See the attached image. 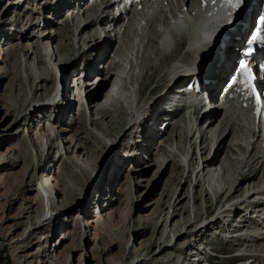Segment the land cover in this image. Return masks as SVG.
<instances>
[{
	"label": "rangeland",
	"instance_id": "rangeland-1",
	"mask_svg": "<svg viewBox=\"0 0 264 264\" xmlns=\"http://www.w3.org/2000/svg\"><path fill=\"white\" fill-rule=\"evenodd\" d=\"M20 1L21 0H0V59H7L6 66H8L6 67L8 70L7 74H0V135L5 136L3 140L0 138V153L2 152L1 154L6 155L8 148L12 150L17 149L16 155L18 154L21 157V162L12 170L7 168L0 169V178L2 176L8 177L12 174L15 176L11 179L7 178L6 188L8 189L10 196L8 197L2 213H0V216L4 217L3 222H0V264H15L17 258L29 253H35L32 257L33 259H30L33 264H63V262H60L61 260L56 263L52 261L43 263V255L48 251L53 250L54 253L60 254L61 257L69 254L66 264H115V262L120 259L121 253L123 256L120 263L126 262L129 264H135L141 259L146 263L149 262L151 257H154V254H151L150 251L155 250L154 253H157V246L165 239L168 242H164L163 246L166 247L165 245H168L169 248L166 249L169 250L171 256H166L165 252H162L160 257H158L152 264H182L183 261L184 264L238 263H232L233 259H230V256L233 255L237 249V243L233 241L236 240V238L233 237L231 242H227L230 238L229 237L226 239L225 243L223 238L217 234L219 232L210 231L213 228L211 227V223V226L207 228V226L210 225L207 224L208 221L213 220L211 218V215L214 213L213 208L206 212L203 210L200 211L201 215L196 219H194L191 214V220L189 223L186 222L189 211L191 210L192 213L198 209H204V207L209 205L210 197L202 195L201 200L192 202L193 197H199L201 194V188L196 187V189L193 190L195 187L194 181H192V185L188 188L189 179L187 180V177L189 174L187 169L182 178L183 168L177 162L182 159L181 155L183 154L181 153L183 152L184 147L187 146L184 138L181 140L183 147L180 144L181 148L180 151L177 152L174 162L169 159L160 170L157 165H155L156 161L160 159V156L167 157V153L161 146L164 145L163 143L169 138L174 130V125L179 122V119L182 118L183 115H177L171 122V126H169V119H167L166 122L168 126L162 132H159L160 127L157 126L161 125L164 121L154 122L153 125L154 127H157L158 130L154 133L160 134V136L157 135L159 145L152 146L153 141L150 137L151 134L143 131L142 138H148V140H146L147 144L143 147V150H139L141 155L139 154L134 158H126V161V159L119 154L120 152L124 153V149L122 150V143H124L129 137L131 138L132 134L136 132V129H134V126L131 129L133 132L130 130L127 131L129 125L132 124V115L129 116L130 113L125 112L124 107L122 110L123 117L117 115L118 118L112 123H110L111 120L106 121V123L98 121L99 126L96 127L93 123L98 119L95 118V115L98 113L97 109L101 107V101L99 100L95 102V104L89 105L88 98L90 97V94H86V92L93 90L91 88L88 90L87 88L89 85L93 87L91 79L85 77L87 85H85L84 88L86 97V99L83 100L84 104L80 97L77 96L67 99L66 103L58 105L60 108L56 109L53 106H50L51 104L49 105V103H47L48 97L53 96L51 94L53 81L47 83L46 90H35L37 81L34 82L33 79L37 72L45 73L52 78L51 80H54L55 76L53 73L51 75L47 70L45 61L43 60L44 62H41V59L36 58L34 62L35 65H32L31 61L34 56L30 55V58H26L27 61H30V65L27 63L26 65L20 63L21 47H25L26 44L34 45L37 40L38 32H43V30L54 36L51 45L52 48H49L50 52L52 53V49H55L56 52V48L58 47V56H60L59 58L61 59V62H66V59H64L66 57L67 61H70L72 58L71 52L74 50L72 48V35L74 34L75 28L78 27L80 19L73 16L72 18L71 16L69 17V10H67V14L65 13V10L63 9L66 8L65 3L67 0H60V2L64 1V4L58 3L59 6H50L47 4L41 7L38 6L39 9H44L43 14H41V11H38V8H36V1ZM75 1L77 0H69L68 2ZM83 3L85 4V7L82 5ZM83 3L81 4V6H83L81 7V10H84L85 12L90 6L91 1L85 2L84 0ZM47 10L51 12H48ZM40 14L42 18H40L41 16L39 17ZM82 14L84 15V13ZM67 17H69V19H67ZM63 23L67 24V29L65 28V30L68 39L70 38L71 33H73L69 39L71 47L69 46V43L66 42L67 38L62 37L63 29L61 25ZM2 26H4L6 31L2 30ZM18 30H22V33L18 34ZM14 31L17 32L15 35L16 37L14 36ZM95 31L93 32L92 30V33H95ZM25 33H30L34 37L26 42L24 41L26 36ZM88 34L90 33L88 32ZM11 36H14L15 38L11 39ZM94 38L98 37L95 36ZM111 38L113 39V36ZM106 39H109L107 35ZM75 40L77 41L76 38L74 41ZM103 40H105V36L101 42ZM85 41H87V39H85ZM128 42L129 40H125L124 43L129 45L130 42ZM118 46L119 45L114 42V45L112 44L110 49V54H113L116 48V51H118ZM100 48L103 49L104 46L101 45ZM124 48L127 49L128 47ZM126 49L123 52L126 53ZM11 50L13 56L6 57L8 54H12ZM98 51H95L93 55L94 57L91 59L92 63H98ZM24 52L25 51H23V53ZM92 53L90 54L92 55ZM59 58H57L56 63H58ZM110 59L111 57L108 58L107 63H104L103 66L99 63L96 64V68H91V62H88L86 66L89 69V72L86 71L85 76H89L87 74H94L96 69H99V76H101V78L96 82L93 91L102 95H105L104 93L107 88H111L116 83L115 76L112 77V79H109L108 84L104 85L107 75V71L104 70V67L106 65L107 69ZM54 60L55 58L53 57V61ZM123 60L125 61L126 58H121V64L124 62ZM23 61H25V58L22 62ZM71 65L72 64L69 63L67 64L68 67ZM122 67H124V64H122ZM2 68H4V66L0 62V69ZM139 73V71H137V73L135 72L136 77ZM146 77H148V74ZM156 85L157 84L152 81L146 86L143 103L141 105L142 109L140 115L142 117L145 114H149L152 107L156 105L157 99L158 101L162 100L159 93L160 91L156 93V95L158 94L156 98H149L150 89H153ZM72 99L74 101H72ZM63 100H65V98ZM69 100H71L70 105H68ZM37 102H40L41 105L43 104L42 102H44L43 105L47 110L45 115L38 113L40 109L36 108ZM148 102L149 105L147 107H149V109L144 107V104H147ZM106 103L105 100V102L102 103V106ZM28 107L27 119L16 125L14 119L21 113V111L24 112L22 114L23 116ZM12 109L14 110L12 118L6 121L4 119L6 111ZM86 112H88V114ZM110 113L112 114L113 110H111ZM243 114L245 113L243 112ZM86 115L89 117L88 121L86 120ZM220 117L221 116H219L218 119H220ZM101 118L102 117L99 119L101 120ZM113 128L114 131L112 132ZM48 131L60 132L64 142L63 155L59 156L58 154L54 157L53 163L51 164L52 175L50 176H53V180H58L60 177L62 181L60 184L63 195H60V199L58 196V201H63L65 205L67 204L69 206V211H66L62 217V221L65 222L66 226L62 227L61 221L52 217L53 220L48 228L45 227L43 229H38L32 233L31 228L27 229L22 238H26L28 233H31L29 239L16 253H13L12 247L8 243V236H6L8 233H6V228L15 225L14 221L10 220V217L12 214H16L21 201V195L34 198L37 205L41 200L44 192L40 189L38 190L39 171L43 169L42 167L47 161L46 153L48 147L44 148L45 151L42 159L40 158V155L44 144L47 142V140H44V137L48 134ZM242 134L240 133L241 138H245V134ZM183 135L185 136V134ZM233 136L234 135H230V137L223 140V142H221L222 144L219 146L218 144H215L216 147H214L212 153L213 156L210 158H216L219 166H221L222 162L228 157V147ZM222 139L225 138L223 137ZM4 140L6 141L2 142ZM78 140L80 142H77ZM69 141H73V143L75 142L74 145L78 144L76 148H74L75 146L69 143ZM176 142L179 143V139H176ZM142 144H144V142L141 143V145ZM177 145L179 146V144ZM206 146L207 145H205V147ZM81 147H84V150L81 151ZM205 147L201 146L200 149H204ZM69 148L71 149V153L68 154V157L71 159H75L73 154L75 152L78 153L79 149L80 155L85 156L86 154L85 157L80 156L81 158L79 160L80 162H78V166H75L73 160L67 158L66 151ZM240 151L237 153V156L234 155V158L241 156ZM204 152L202 151V155H204ZM49 153L52 156V151ZM207 155H209V153ZM76 156L79 155L77 154ZM131 160L134 161L130 163ZM193 160L194 163L199 162L201 166V160L196 161L194 156ZM8 161V163H10V160ZM85 162L88 164H84ZM25 164L28 167L26 172ZM129 164L134 165L130 166ZM236 166H238V170L240 169L239 172L243 168V165H238L237 160L232 163L230 162L227 165L230 171L236 169ZM220 173L218 172L216 174L217 176L214 175L215 186H213V184H211V186L226 190L228 187L226 186L225 176L222 175L223 172ZM243 173H251V178L248 180L250 183L245 184L242 182V188L238 194H241L244 190H249L252 184L255 185L259 181L263 169L262 167L259 168V166L253 167V169L250 167L245 169ZM230 174H232V172H230ZM31 176H34V180L29 182L28 178ZM208 178L207 181L210 180V177ZM179 181L181 182L179 183ZM237 181H240V179ZM175 186H178V188H176L177 190L175 189L176 191L174 190ZM251 193H253V191L246 193L244 197ZM13 194H16L14 199L12 198ZM235 195H237V192ZM178 196L189 197L191 203V206H188L185 209L184 206L188 203V199L185 198L182 205L176 207L178 216L175 220H180L179 227L182 226L183 228L173 234L170 232L168 226L170 223L168 222L166 225L168 229L164 230L162 237L158 241L157 238L165 224L166 215L167 213L168 215H171L173 204L176 202ZM172 197L173 199L171 201ZM223 200L224 197L222 201ZM177 203L178 201L174 206ZM37 205L34 207L36 208V214L39 215L40 213L41 215L43 207H40L39 210ZM182 206L183 208L181 209ZM192 206L195 208L193 209ZM44 208L47 213L48 208L46 206H44ZM235 210L236 212H243L244 209L242 207L240 209H234V211ZM145 218L148 219L145 220ZM18 219L19 220L16 221H20L18 228L16 225L13 226L11 230V232H14L15 234H20L27 226L25 217ZM226 219H229L227 221L232 223L235 222V219L232 221L233 219H231L230 216H227ZM96 222L100 223L99 226L98 224H95ZM87 223H89L90 228L87 226V228L85 227ZM220 225H222V223ZM95 227L99 230L98 234H95L94 232ZM186 229L190 231L188 235L179 238L184 235ZM198 230L202 231L197 233ZM190 235L192 240L189 239ZM199 235L204 236V240L209 242L208 246L211 249V252L206 255V252L203 251L199 256L200 262H197L198 256H196V254L188 255L187 252L183 254L182 251L195 250L193 246H200V244L204 246V243L198 237ZM127 238H129V241L126 242ZM148 238H150L149 243H145L142 254L138 253L136 254L137 256H135V254H133V249H140V243ZM172 240H174L173 245L170 244ZM188 244L191 245L183 249V247ZM254 245L255 248L261 246L257 243ZM146 253L148 256H146ZM257 254L256 260L261 257V255L264 257V254L261 252H258ZM177 255L178 259L173 263L174 259L177 258ZM169 257L173 260L167 263ZM258 263L260 262H257V264Z\"/></svg>",
	"mask_w": 264,
	"mask_h": 264
},
{
	"label": "bare ground",
	"instance_id": "bare-ground-1",
	"mask_svg": "<svg viewBox=\"0 0 264 264\" xmlns=\"http://www.w3.org/2000/svg\"><path fill=\"white\" fill-rule=\"evenodd\" d=\"M68 1L69 0H67V2L65 3V7L69 10V17L70 16H71V18H72V16L75 18L77 17L78 19H80V22H78V23L84 22L83 26L80 27L78 24V27L75 28L74 34L72 35V38H73L72 41H74V39L76 38L77 39L76 45H77L79 39L81 38L80 36L82 34H87L86 38L89 40L86 42H83V45H87L88 43H94V46L90 50V53L93 52L92 54H94L95 51H98V49H99V51H98L99 57L97 58V62H99L104 57V54H106L107 50L111 49L112 44L114 42V39H117V44L119 45L118 46L119 50L116 51L117 48L114 50L113 56L111 57V59L108 62L107 69H106L107 75H106V79H105V83H104V85L108 84L109 79H112V77L116 76L115 85L112 86L111 88H107V90L104 93L105 95H102V94L97 93L96 91H93L95 89V86H93L91 88V86L89 85L87 87L88 90L90 88L93 90L92 91L90 90V92L87 91L86 94H88V93L90 94V97L88 98L89 105H93V104H95V102H97L99 100L101 101V103H100L101 107H99V109H97L98 113L95 115V118H98V119L100 117H102V118H101V120L96 119V121L93 123L94 125H96V127L99 126L98 121H103L104 123H106V121L111 120L110 123H112L113 121H115L118 118L117 115H119V117L120 116L123 117L124 115H123L122 110L125 108V112L130 113L129 116L132 115V118H131L132 124L129 125V128L127 131L131 130L134 127V121L136 119L135 116H137V114L140 115V113H141V109H142L141 105L143 103L144 92L146 90V86L148 84H150L152 81H153V83L157 84L156 86H154L153 89H150V91H149L150 92L149 98L150 99L152 97L156 98V96L158 95V94L156 95V93L158 91H160L161 88L163 87V85L166 81L165 79H168L170 74H172L173 72L178 73V69H176L177 65L179 67H182V60L186 59V55H187V51L189 50V47L193 44V42L195 44L198 43V37H199V33H200V24L202 23V20L204 19V17L206 15H208L212 9V4L210 3L209 0H205L204 3H199V7H196L195 5H193L191 3L189 12L192 14V19H188L186 17L179 16V15L175 16L176 14H174V15H171L172 16L171 19H173V20L167 21L166 16H165L167 14V12L162 9V8H165V7H163V5L169 6V8H171L174 5H176L179 0H146L147 7L143 6V5H145V3H144L145 0L142 2H134L130 7L129 13H127L124 10L123 12L118 13V15L113 20H111L113 23L119 24L117 28L109 30L107 32H104L102 29L100 30V32L104 33L103 37L105 36V40H103L102 42L101 41L99 42V41H97L98 38H94L98 32L93 30V32L95 31V33H92V29L94 28L93 19H94V16L96 14H98L101 16L98 24H104L106 22H111V21H107L106 15H103L105 10L107 8H110V5H105L106 1H100L99 2V0H98V3H97L95 0H90L91 4L85 10L84 16H83L80 11H81V4L84 2V0H77L75 2H68ZM58 3L64 4V1L60 2V0H58ZM58 3L55 2L54 5L59 6ZM82 5L84 6L85 4L83 3ZM138 5H141L142 8L145 10V13H146L145 17H142L140 20L138 19V13H137V6ZM101 6H103V7H101ZM149 8L155 9V15L151 14L150 17L147 15ZM195 8H198V9H195ZM116 9L118 10V8H116ZM255 9H256L255 1L249 2L246 6V10L244 12V16H243L242 20L244 22H247V19H246L247 13L253 14ZM38 11H41V14H43L44 9L43 8L39 9V7H38ZM123 13H125V15L127 17L126 19H125L124 15H122ZM69 17H67V19H69ZM159 17L163 18V22H162L163 32L169 34V35H167L169 37H176V40H177L176 44L171 43L169 38L165 39L166 36L163 34V32L159 33V32L155 31L159 28V27H157V28L155 27V26H157L156 24L160 22ZM138 21H139V23H138ZM142 22H143V24H141ZM61 26L63 29L62 37L66 38L67 33H66L65 28L67 27V24L63 23ZM121 27H122V30L120 32ZM154 28H156V29H154ZM171 29H173V30L171 31ZM2 30L6 31L4 29V26H2ZM135 30H136V33H135ZM175 30L178 31V34L175 33ZM88 32L90 34H88ZM16 33L17 32L14 31V36L16 35ZM25 34H26V36L24 38V41H26V42L29 41L32 37H34L30 33H25ZM106 35L108 36L109 39H106ZM133 35H134V37H133ZM14 36H11V39H14L16 37V36L15 37ZM112 36H113V39L111 38ZM21 37H19V38H21ZM53 37L54 36L52 34L46 32L45 30H43V32H41V31L38 32L37 40H36V43L34 45L26 44L25 47H21V49H20L21 50V52H20V56H21L20 63L24 64V65H26V63L29 64L30 61H27L26 58L28 59V58H30V55H33L34 57H33V60L31 61V64L35 65L34 62H35L36 58L41 59V62L45 61L47 70L51 73V75L53 73L55 76V72L57 71L58 67L63 68L62 70H65L64 65L66 62L65 61L63 63L61 62V59L59 58L60 56H58V53H59L58 49H57L58 47L56 48V52H55V49H52V53L49 50V48H52L51 45L53 43ZM78 37H80V38H78ZM132 37L135 38L134 41L131 40ZM154 39L156 41H158L160 44V48L158 50L154 49V47H155ZM125 40H127V41L131 40L130 44L129 45H127V43L125 44L124 43ZM225 40H227V39L221 38L217 44H220V43L224 42ZM230 40H232V37L229 38L228 41H226L224 48L219 49L216 52H213L211 57L208 58V61L205 63L204 68L202 69V72L206 75L207 80L217 81V83L220 81V76H219V74H217V70H219L222 66V63H221L222 58L225 57L228 53V47H229V43H230L229 41ZM101 45L104 46L103 49L100 48ZM124 47H128V48L126 49ZM170 47H172V48H170ZM125 49H126L127 54L122 53L118 57V55L122 51H124ZM184 49H186V50L184 51ZM23 51H25L26 54H25V52L23 53ZM11 52H12V50H11ZM11 56H13V52H12V54L11 53L8 54L6 57H11ZM114 56H117L118 61H120L121 58L122 59L126 58V60L125 61L123 60L124 62L122 63V64H124V67H122V64L120 67H118L120 70L117 68V65L114 62H112V58ZM53 57L55 58L54 61H53ZM24 58H25V61L22 62V60ZM57 58H59L58 63H56ZM0 60H1L0 61L1 64H3V66H4V68L0 69V74H4V73L7 74V72H8V70L6 69V67H8V66H6V63H7L6 60L7 59L6 60L0 59ZM88 62L92 63V60H90ZM88 62L86 63V66H87ZM92 64H94V63H92ZM114 66H115V69H117V71H115L116 73L112 72L114 70L113 69ZM88 70L89 69L86 67L85 72ZM118 70H119V73H118ZM137 71H139L140 73L136 77V75H134V73L135 72L137 73ZM147 74H148V77H146ZM87 75H89V76H84V81L82 82V84L85 82L84 84L87 85L85 79L89 78L92 74H87ZM72 77H76V76H72ZM51 79L52 78L49 75H46L45 73L37 72L35 74L34 79H33L34 82L37 81V85L35 87V90H37V91L46 90L47 83L49 81H54ZM54 79H55V77H54ZM210 84L212 85V83H210ZM95 85H96V83H95ZM76 89L78 91L80 90L78 88L77 84H76ZM84 92H85V89H84ZM235 93H238V92L234 90L232 92V95ZM150 95H152V96H150ZM209 95H211V94H209ZM239 95L240 94L238 93L236 95V97L233 96L230 100L225 102V104H227V107L225 105H223V107L225 106V108H227V113H225V114L223 113L222 116L219 115L221 112V109H220V107L222 106L221 104L216 105V108L210 109L209 111H204V109H202V110L201 109H197V110L195 109L192 111L189 110V113H187V114H184L183 110L181 108H178L176 106H172L171 104H169V107H172V109L169 112L162 114V116L164 118L166 116V121H167V119H169V126L172 125L171 122L173 121V119L178 114L183 115V117L179 119V122L176 125H174L173 132L171 133L169 138L163 143L164 145L161 146L163 148V150L167 153V157L166 156H160V159L158 161H156L155 165H157L158 169L160 170L163 167V165L166 163V161H168L169 159H171V161L174 162L175 158H176V154L178 151H180V148H181L180 147L181 140H182V138H184V141L186 142L187 146L184 145L185 146L184 150L181 153V154H183V155H181L182 159H180L179 162H177L183 168L182 178L184 177V174H185L186 169H187L188 174H189V176L187 177V180L189 179L188 188H190V186L192 185V181L195 182V187L193 188V190H195L196 187L201 188V191H200L201 194L199 195V197L198 196L193 197L192 202H196L198 200H201L202 195L210 197L209 198V205L207 207H204V209H198L196 211H193L192 213H191V210L189 211V215L187 217L186 222L189 223V221L191 220V214L193 215V218L196 219L201 215L200 211L203 210L204 212H206L211 208L214 209V211H213L214 213L211 215V218L213 220L208 221L207 224L211 223L212 226L210 224L207 226V228L210 226L214 228L216 225H217L216 227H221L220 218H221V220L227 221L229 219H226V217L230 216L231 219H233L232 221H234L236 216H239V214H242V220H241L242 222H241V224H239V226L237 224L227 225V226L231 227V230H229L225 233L228 238L230 237L227 240V242H231L233 236H236V235L244 236L245 237L244 240H239V242H237V240H238L237 238H236V240H233L235 243L237 242V244H236L237 249L235 252H237V253L242 252V253L250 254V257H247V259H245V260H250L253 258L254 261L251 264H255L257 262L256 261V258L258 255L257 253L261 252L264 254V228L262 227V228L256 229L258 225L257 226L255 225L250 229V227H246V225L248 224V222L252 223L251 219L248 217V215H249L248 210L250 209V207L256 208V211H257V208H259L262 211L263 204H264V133L262 132V121L264 119V114L261 117L258 124L250 125L248 123L246 117H245V114H243V112L245 110L243 105H247V100L245 98H242V100L240 102L235 100L236 98L239 97ZM53 97L54 96H49L47 99V103H50L52 101ZM59 99L64 101V103H66V101H67L66 98H65V100H63L64 98L63 99L59 98ZM68 99H70V98H68ZM85 99H86V97H85V93H84L83 100H85ZM162 99H163V97H162ZM105 100L107 103L103 104V106H102V103L105 102ZM70 101L71 100H69L68 105H70ZM161 101L162 100L158 101V99H157L156 104L160 103ZM170 102H171L170 100L165 99L164 103H162V105H166L167 103H170ZM210 102H212V104H215L216 100L213 98L212 100H209V103ZM42 103L44 104V102H42ZM36 104H37L36 105L37 107L36 106L35 107L40 109L38 111V113L45 115L47 110L44 107V105L43 104L41 105L40 102H37ZM57 105H55L53 107L55 108ZM148 105H149V102L147 104H144V107H147ZM147 108L149 109V107H147ZM27 110H29V107L25 110V114L23 116H22V114L24 113L23 111H21V113L18 114L17 117L15 116L16 118L14 119V122H16L15 123L16 125L20 124L21 121H24L27 119V116H28ZM111 110H113L112 114L110 113ZM13 113H14L13 109L6 111V115H5L4 119L6 121L9 120L10 118H12ZM86 113L88 114V112H86ZM218 115L221 116L220 119H218V117H219ZM153 116L156 117V120H154V122H159V121L162 122L165 120V119H163V117L158 118V116H156L155 114H153ZM88 118H89L88 115H86L87 121L89 120ZM207 120H209L207 128L209 129L211 127H214V129H212L213 130L212 133H207V132L203 131V129H204L203 124ZM119 126H120V124H119ZM113 131H114V128L112 129V132ZM240 133L245 134V138L244 137L241 138ZM183 134H185V136ZM157 135L160 136L159 133H154V137H157ZM230 135L231 136L234 135V136H233L231 142L229 143L228 157L224 160V162H222L221 166H219L217 164L216 158H214V159L208 158L207 159L206 155L208 153L210 154L211 150H209V151L207 150V152H206L205 148L200 149V147H201V145L204 146V144L207 143L208 137L209 136L212 137V139H214L213 140L214 145L218 144V146H219L222 144L221 142H223V140L228 139V137H230ZM152 136L153 135H150V137H152ZM107 137H109V136H107ZM123 137H124V135H123ZM123 137H121V138H123ZM223 137L225 139H222ZM0 138L3 140L5 138V136L0 135ZM176 139H179V143L176 142ZM44 140H47V142L43 146L40 158L42 159V157H43V154L45 151L44 148L48 147L47 153H46L47 161L44 163V165L42 167L43 169H41L39 171L40 176L38 179L39 180L38 190L39 189L42 190L44 192L43 193L44 196L42 194L41 200L38 202V205H37L36 200L34 198H30L28 196L21 195V197H20L21 201H20V204L17 208V212H16V214H12V216L10 217V220L14 221L15 225H12V226L6 228V233L8 232L6 236H8V243L11 245L13 253H16L24 245V243L27 242L30 234L33 231H36L38 229H43L45 227L48 228L49 225L51 224L52 220H53L52 217L61 221L62 227L66 226L65 222L62 221V219H63L62 217L66 213V211L67 212L69 211L68 210L69 206L67 204L65 205V203L63 201H61V202L58 201V196L60 199V195H63L62 194L63 191H62L61 184H60L62 181H61L60 177L58 180H53V176H50V175H52L51 164L53 163L54 157L58 154H59V156L63 155V152H64L63 144H64V142L62 140V136H61L60 132H56V131H48V134L45 135ZM146 140H148V138H146L144 140L145 145L147 144ZM5 141L6 140H4L2 142H5ZM77 142H80V141L78 140ZM69 143H71L73 146H75L74 148H76V146L78 145V144L74 145L75 142L73 143V141H69ZM175 143H176V145H175ZM134 144H136V143H134ZM177 144H179V146ZM207 144H209V143H207ZM181 146H182V144H181ZM133 147H136V145ZM139 149H140V147H139ZM82 150H84V147H81V151ZM240 150H242V151H240ZM50 151H52V156L49 153ZM202 151L203 152L205 151L204 155H202ZM213 151H214V147H213ZM239 151L241 152V156L239 155L240 157L234 158V155L237 156L238 155L237 153ZM16 152H17V149L12 150V149L8 148L6 155L1 154L2 152L0 153V169L7 168V169L12 170L15 166H17L21 162V157L18 154L16 155ZM66 152H67L66 153L67 158L70 160H73L75 162V166H78V162H80L79 160L81 158L80 156H83V155H80V149H79L78 153L75 152L76 154L75 153L73 154V156H75L74 157L75 159H71L68 157V154L71 153L70 148L67 149ZM184 152H185V154H184ZM212 153L210 154V157L213 156ZM77 154L79 156H76ZM194 154H196V155L199 154V155L194 156ZM85 156H86V154H85ZM85 156H83V157H85ZM193 156L195 157L196 161L201 160L200 161L201 166H200L199 162L194 163ZM238 159H239V161H238ZM8 160H10V163H8L9 162ZM236 160L238 162V165H243V168L240 172H239L240 169L238 170V166H236V169H233L231 171L227 167V165L230 162L232 163L233 161H236ZM84 164H88V163L85 162ZM233 166H235V165H233ZM257 166H259V168L262 167V169H263V173H262L259 181L255 185L252 184L251 188L249 190H246V191L244 190L241 194H238L241 191L242 182H244L245 184L250 183V182H248V180H250V178H251V173L245 174V173H243V171H245V169H248L250 167L253 169V167H257ZM27 169H28V167L25 164V172L27 171ZM229 171L232 172V174H230ZM218 172L219 173L223 172L222 175L225 176L226 186L228 187V189L223 190V189H218V188H214L211 186V184H213V186H215L214 185L215 184V180H214L215 176L214 175H216ZM13 177H15V176L12 174V175H9L8 177L2 176L0 178V213H2V210H3V208L6 205V202L8 200V197L10 196L8 189L6 188L7 178L11 179ZM208 177H210L209 181H207V179H209ZM28 179H29V182H31L34 180V176H31ZM238 179H240V181H237ZM180 182L181 181H179V183ZM252 186H253V188H252ZM176 188H178V186H175L174 190ZM252 191H253V193L244 197V195L246 193H249ZM236 192H237V195H235ZM190 193H191V191H190ZM15 195L16 194H13V197H12L13 199H14ZM174 195H175V193H174ZM174 195H173V197H174ZM173 197L171 198V201H172ZM223 197H224V200L222 201ZM185 198L188 199V203H187V205L184 206V208L186 209V207L191 206L189 197H185V196L184 197H182V196L177 197L176 202L178 201V203L175 206H174V204L176 202L173 204V208H172L173 211H172L171 215H168V213H167L165 224H164L162 230L160 231L159 237L157 238L158 241L162 237L164 230L168 229L166 226L168 222L171 224V225L169 224L168 226H169L170 232H172L173 234L178 232L179 229L183 228L182 226L179 227L180 220L179 221L175 220V218L178 216L176 207L182 205V202L185 200ZM257 199H259L260 201H256ZM261 201L263 202V204ZM40 204H42V205H40ZM35 205H37L39 207V210H40V207H43L41 215H40V213H39V215L36 214L37 213L36 208H34ZM44 206H46L48 208L47 213L45 212ZM225 207H226V209H225ZM232 207H239V208L243 207L244 210H243V212H236V210L234 211V209L233 210L231 209ZM182 208H183V206L181 207V209ZM192 208L194 209L195 207L192 206ZM23 217H25L26 221H27V226L24 229V231L21 232L20 234H15L14 232H11L13 226L17 225V228H18L19 223H20V221L16 222L19 220L18 218H23ZM146 219H148V218H145V220ZM3 220H4V217L0 216V222H3ZM95 224H98V226H99L100 223L96 222ZM207 224H205V225H207ZM86 226L90 228L89 223H87V225H85V227ZM30 228L32 230L31 233H28L26 238L23 239L22 237H23L25 231H27V229H30ZM257 230H259V233H256ZM200 231H202V230H198L197 233H199ZM94 232H95V234L96 233L98 234V232H99L98 228L95 227ZM189 232L190 231H188V229H186L184 231V235L180 236L179 238L186 237ZM221 234L223 235L224 233H221ZM253 235L260 236V238H256V236H253ZM199 236L201 237L200 239L203 242L205 237L201 236V235H199ZM223 237H225V235ZM149 240H150V238L143 240L144 242L140 243V247H139L140 249H135V248L133 249V254H135V256H137L136 254H138V253L142 254L143 247H144L145 243L146 244L149 243ZM127 241H129V238H127L126 242ZM164 242H168V241H166V239H165L161 242V244H159L157 246V248H156V250H158L157 253H154L155 250L150 251L151 254H154V257H151V259H149V262L145 263L141 259L135 264H152L158 257H160V254L162 252H165L166 256L167 255L171 256V254L169 253V250L166 249V248H169L168 245H165L166 247L163 246ZM254 242H256L258 245H261V246L260 247L257 246L255 248L254 244H256V243H254ZM161 247H162V249H161ZM171 247H173V246H171ZM193 247L195 248V250H193V251L198 252L197 248H199V247L198 246H193ZM186 252L188 255L196 254V253H192L190 251H186ZM200 254H201V252H200ZM33 255H35V253H29V254H25V256H20L19 258L16 259L15 264H33L32 260L30 261V259H33L32 258ZM43 256H44L43 257V259H44L43 263L49 262V261L56 263L59 260H61L60 262H63V264H66L67 260L69 258V254H66V255L61 257L60 254L54 253V250L48 251ZM122 256H123V254L121 253L120 259L117 262H115V264H118V263L119 264H129L126 262L120 263ZM146 256H148L147 253H146ZM196 256H198V254H196ZM261 257L264 258L262 255H261ZM195 258H197V257H195ZM22 260H23V262H22ZM172 260L173 259L169 257L167 260V263L172 261ZM258 262H261V261H258ZM182 264H184V261ZM243 264H246V262L244 261Z\"/></svg>",
	"mask_w": 264,
	"mask_h": 264
},
{
	"label": "snow or ice",
	"instance_id": "snow-or-ice-1",
	"mask_svg": "<svg viewBox=\"0 0 264 264\" xmlns=\"http://www.w3.org/2000/svg\"><path fill=\"white\" fill-rule=\"evenodd\" d=\"M212 3H215L216 0H211ZM225 3H227L230 7L234 9H238L241 6L242 0H224ZM260 24L264 25V16L260 17ZM252 42L258 43L264 48V36H261L259 33L252 36ZM246 56H252L253 55V49L248 48L246 52L244 53ZM238 69H239V78L232 77L229 87H231L234 84H241L243 87L250 92L253 96L256 97L257 104L261 103V97L258 94V86L254 81L256 80V77L253 75L252 69L248 66V62L245 59H239L238 61ZM260 71L264 72V64L260 65ZM189 87H193L192 85H189ZM259 114V112L257 113Z\"/></svg>",
	"mask_w": 264,
	"mask_h": 264
}]
</instances>
